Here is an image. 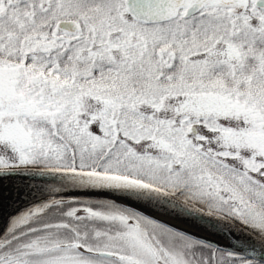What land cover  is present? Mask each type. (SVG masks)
Masks as SVG:
<instances>
[{
	"label": "snow or ice",
	"instance_id": "obj_1",
	"mask_svg": "<svg viewBox=\"0 0 264 264\" xmlns=\"http://www.w3.org/2000/svg\"><path fill=\"white\" fill-rule=\"evenodd\" d=\"M0 264H264V0H0Z\"/></svg>",
	"mask_w": 264,
	"mask_h": 264
}]
</instances>
